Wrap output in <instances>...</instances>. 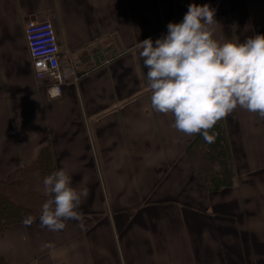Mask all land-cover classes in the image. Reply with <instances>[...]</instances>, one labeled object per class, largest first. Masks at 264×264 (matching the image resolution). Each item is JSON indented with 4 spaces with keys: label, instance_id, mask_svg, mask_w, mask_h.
Wrapping results in <instances>:
<instances>
[{
    "label": "crops",
    "instance_id": "0c3cea01",
    "mask_svg": "<svg viewBox=\"0 0 264 264\" xmlns=\"http://www.w3.org/2000/svg\"><path fill=\"white\" fill-rule=\"evenodd\" d=\"M193 3L215 10L214 39L264 35V0H0V180L51 145L88 193L82 222L50 231L40 214L0 232L9 264H264V120L241 108L222 119L234 182L209 190L186 153L194 135L146 90L137 43ZM30 19L50 20L61 63L85 72L56 98L35 75Z\"/></svg>",
    "mask_w": 264,
    "mask_h": 264
},
{
    "label": "clouds",
    "instance_id": "9594fccd",
    "mask_svg": "<svg viewBox=\"0 0 264 264\" xmlns=\"http://www.w3.org/2000/svg\"><path fill=\"white\" fill-rule=\"evenodd\" d=\"M215 10L190 4L180 23H169L167 35L137 43L147 69L151 108L174 117V127L184 135H202L213 142L209 131L237 108L264 120V35L243 43L214 39ZM52 98L60 95L50 89ZM47 197L39 217L40 226L61 231L65 221L83 219L78 212L86 190L71 186V177L57 170L42 181ZM31 216L23 223L30 225Z\"/></svg>",
    "mask_w": 264,
    "mask_h": 264
},
{
    "label": "trees",
    "instance_id": "16d2710c",
    "mask_svg": "<svg viewBox=\"0 0 264 264\" xmlns=\"http://www.w3.org/2000/svg\"><path fill=\"white\" fill-rule=\"evenodd\" d=\"M222 120L209 131L213 142L208 143L202 135H194L187 147L195 172L203 173L208 181L209 190H220L231 186L234 182L232 157L225 138V128ZM204 145V153L196 152L197 145ZM55 153L51 145L41 148L36 160L17 170L9 179L0 180V232L9 225L23 223L27 216L33 219L41 214L42 205L47 197L40 189L27 190L32 181L39 176L43 179L57 171ZM0 264H9L0 257Z\"/></svg>",
    "mask_w": 264,
    "mask_h": 264
},
{
    "label": "built area",
    "instance_id": "2783aa9c",
    "mask_svg": "<svg viewBox=\"0 0 264 264\" xmlns=\"http://www.w3.org/2000/svg\"><path fill=\"white\" fill-rule=\"evenodd\" d=\"M26 37L38 79H49L48 91L70 81L77 82L85 72L72 65H63L54 26L50 20L30 19L26 25ZM50 95V94H49Z\"/></svg>",
    "mask_w": 264,
    "mask_h": 264
},
{
    "label": "rangeland",
    "instance_id": "374dc122",
    "mask_svg": "<svg viewBox=\"0 0 264 264\" xmlns=\"http://www.w3.org/2000/svg\"><path fill=\"white\" fill-rule=\"evenodd\" d=\"M110 40H117V38L115 37V35H111L110 36ZM109 40H106V42H108ZM205 150V146L202 144V145H197L196 146V152H198V153H200V155H201V153L203 154L204 151ZM162 152H164V150L162 151ZM42 187H43V185H42V182H41V180H40V178H39V176H37V178H35L33 181H32V183H31V185H29L28 187H26V189L27 190H32V189H42ZM106 199H108V195L106 194Z\"/></svg>",
    "mask_w": 264,
    "mask_h": 264
}]
</instances>
